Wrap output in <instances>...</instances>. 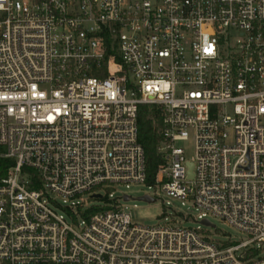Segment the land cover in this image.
Returning <instances> with one entry per match:
<instances>
[{"label":"built area","instance_id":"built-area-1","mask_svg":"<svg viewBox=\"0 0 264 264\" xmlns=\"http://www.w3.org/2000/svg\"><path fill=\"white\" fill-rule=\"evenodd\" d=\"M0 148V264H264V0H0ZM133 185L200 226L135 223Z\"/></svg>","mask_w":264,"mask_h":264},{"label":"rangeland","instance_id":"rangeland-1","mask_svg":"<svg viewBox=\"0 0 264 264\" xmlns=\"http://www.w3.org/2000/svg\"><path fill=\"white\" fill-rule=\"evenodd\" d=\"M182 146L186 150L187 157L191 159L194 156L193 141L191 140L187 143H184L182 144ZM2 155L3 149L0 148V158L2 157ZM124 194L130 196V199L128 201L122 200L121 204L123 205V207L126 208L127 212L131 213L132 220L137 224L144 226H154L165 221V218H167L169 220H177L183 226L186 227L196 228L197 226H200V224L198 223L200 222V220H198L199 213L192 207H183L181 203L177 200H173L167 197L155 199V201L151 203L140 200V198L144 197L145 195L153 194V191L149 190L148 187L145 185H133L129 189L124 186L119 187L115 192V197L121 198ZM102 195H104L103 191ZM57 200L61 205L63 204L60 198H57ZM179 213L184 216L189 215V220L185 222L183 220V217H181ZM207 220L211 224H213L214 227L203 226V228L209 231L210 235L214 239L226 242L228 244L231 242V244L235 245L245 242L249 239L246 234L240 233L237 230L229 227L227 224L220 221L218 218L209 216ZM259 248H262L260 249L259 254H261V256H264V243L260 245Z\"/></svg>","mask_w":264,"mask_h":264},{"label":"trees","instance_id":"trees-1","mask_svg":"<svg viewBox=\"0 0 264 264\" xmlns=\"http://www.w3.org/2000/svg\"><path fill=\"white\" fill-rule=\"evenodd\" d=\"M155 112H150L147 106H142L139 113V142L144 148L146 158L147 185L155 183L162 157L158 152L159 135L158 127L153 122ZM15 165L10 159L0 158V180L7 176L8 170ZM32 188H35L33 186ZM99 207H91L89 213H95Z\"/></svg>","mask_w":264,"mask_h":264},{"label":"water","instance_id":"water-1","mask_svg":"<svg viewBox=\"0 0 264 264\" xmlns=\"http://www.w3.org/2000/svg\"><path fill=\"white\" fill-rule=\"evenodd\" d=\"M192 168H193V165L190 163V164H189V169H190V171H189V176H190V177H192ZM91 198H92V199H98V200H100V199H102V196H101V195H93ZM125 200L128 201L129 198L126 196V197H125ZM140 200H142V201H146V202H149V203L155 201L154 199H152V198L149 197V196H144V197L140 198ZM202 223H203V225H205V226H211V227H214V225L211 224V223H210L209 221H207V220H204Z\"/></svg>","mask_w":264,"mask_h":264}]
</instances>
